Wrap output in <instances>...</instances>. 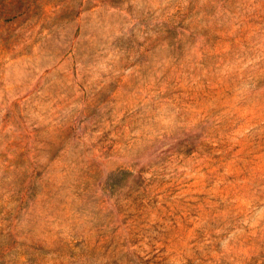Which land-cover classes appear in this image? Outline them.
Instances as JSON below:
<instances>
[{
  "label": "rangeland",
  "instance_id": "1",
  "mask_svg": "<svg viewBox=\"0 0 264 264\" xmlns=\"http://www.w3.org/2000/svg\"><path fill=\"white\" fill-rule=\"evenodd\" d=\"M171 3L186 7L145 32L148 0H0V264H264V196L251 209L219 197L264 189L249 112L264 99V0ZM162 108L199 120L174 148L198 174L97 162L122 158Z\"/></svg>",
  "mask_w": 264,
  "mask_h": 264
},
{
  "label": "clouds",
  "instance_id": "2",
  "mask_svg": "<svg viewBox=\"0 0 264 264\" xmlns=\"http://www.w3.org/2000/svg\"><path fill=\"white\" fill-rule=\"evenodd\" d=\"M140 6L143 7L144 5ZM147 6L157 10L156 15L159 18L147 24H141L140 27L145 32L156 25H162L170 21L178 12H182L186 7L184 3L172 4L171 0H164L163 3L159 2V0H148ZM96 11L100 12L101 9H97ZM124 15L127 16L128 14L124 13ZM129 19L131 18L129 17ZM138 23V21L133 20L132 24L126 27L125 31H127V28L134 27ZM45 35L47 36L48 34L45 33ZM191 52L193 55L199 56L198 40L196 45L191 48ZM114 58L115 57L110 54L108 60H113ZM101 67L104 71L109 70L107 64ZM94 79H99V74H97ZM83 108V103H73L69 111L72 109L82 110ZM60 112L61 109H52L51 117H56V119L53 120L50 117L44 122L51 123L53 127H55L60 122L58 116ZM249 112L253 119H256L258 116L260 122L264 123V99L258 100ZM152 124H155L156 127L150 126L146 129L145 133L137 132L128 137L129 144L126 150H122V158L114 157L112 161H105L101 159L97 153L95 159L106 171L111 170V164L115 162L125 165L134 171L138 170V168H132L133 165H138V167L149 166L151 168L149 175L162 170L165 165L169 167V171L178 170L181 173H187L189 170H192L193 174H198L201 170L200 165L203 164V161H198L195 158L185 161L183 156L176 155L174 148L180 140L198 133L199 129L197 125L199 124V120L192 119L188 123H179L176 120L175 113L162 108L152 115L150 125ZM145 148L149 149V151L145 152ZM69 166H74L71 161L63 164L61 162H56L53 165L57 170V174H61V169L68 168ZM261 171L264 172V168H262ZM245 184H247V182H245ZM261 196H264V189L257 193L249 187L237 188L235 185L219 193V197H221L224 203L235 205L238 209H251L253 201L259 199ZM220 215L226 216L227 213H220ZM260 220H264V212L257 218L256 223ZM25 223H27V220ZM39 223L40 227L38 229L37 239L51 244L57 238L56 232L59 230L58 226L50 224V220H45L42 213L39 214ZM253 226H255V224ZM21 227H23V225ZM49 227H51L52 231H48ZM66 234L67 231H65V235ZM225 248L228 249V245H225ZM228 250L231 251L232 249Z\"/></svg>",
  "mask_w": 264,
  "mask_h": 264
}]
</instances>
